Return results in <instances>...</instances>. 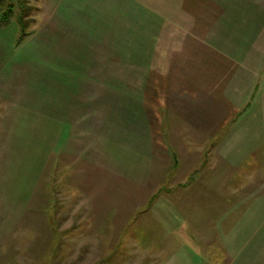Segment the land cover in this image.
I'll list each match as a JSON object with an SVG mask.
<instances>
[{"label":"rangeland","instance_id":"1","mask_svg":"<svg viewBox=\"0 0 264 264\" xmlns=\"http://www.w3.org/2000/svg\"><path fill=\"white\" fill-rule=\"evenodd\" d=\"M183 221L264 264V0H0V264H189Z\"/></svg>","mask_w":264,"mask_h":264},{"label":"crops","instance_id":"2","mask_svg":"<svg viewBox=\"0 0 264 264\" xmlns=\"http://www.w3.org/2000/svg\"><path fill=\"white\" fill-rule=\"evenodd\" d=\"M174 215L175 214H173L172 216H174ZM178 216H175V218ZM181 227H182V235H184L186 240H187L186 244H181V249L185 252V254H187L188 263L189 264H206V263H208L206 261V259H201L202 253H200V252L204 251V249H202L200 247V245L197 244L198 240L195 237V234L190 232L187 224H185L184 221L182 222ZM182 238H183L182 241H184L185 239L183 236H182ZM182 259L185 260L184 258H182Z\"/></svg>","mask_w":264,"mask_h":264}]
</instances>
